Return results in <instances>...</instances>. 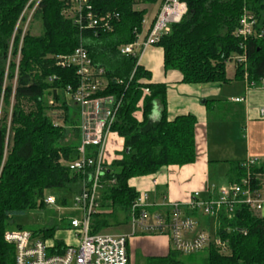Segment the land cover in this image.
<instances>
[{
  "label": "trees",
  "instance_id": "obj_1",
  "mask_svg": "<svg viewBox=\"0 0 264 264\" xmlns=\"http://www.w3.org/2000/svg\"><path fill=\"white\" fill-rule=\"evenodd\" d=\"M30 1L0 0V264H14L15 248L5 242V233L15 216L43 209L47 191L80 192L81 176L60 164L62 159L74 161L79 156L78 113L65 95L67 86H76L78 80L74 69L58 68L54 57L72 54L83 45L93 62L106 71L110 82L105 95L122 99L112 132L124 140V149L105 174L104 180L115 184L101 193V208L106 212L93 217L92 234L131 224L139 193L130 180L153 176L165 167L191 165L197 159V119L188 115L169 121L166 87L145 83L150 73L119 51L142 33L147 11L136 7L163 0H91L97 15L119 14L120 21L109 33L92 29L81 33L63 15L64 2L42 0L33 17L42 24L40 36L18 27ZM183 1L187 15L158 44L164 52L165 70L180 72L185 84L227 83V63L243 55L244 45L247 68L237 66L235 78L243 80L247 72L249 80L259 82L264 77V0ZM245 10L257 19L261 38L243 42L235 37ZM53 76L57 80L49 83ZM51 98L57 107L49 106ZM55 108L63 110L69 130L49 118L48 112ZM156 108L158 119L153 118ZM233 172L232 184L246 176L239 164ZM252 173L264 175V165L254 167ZM254 186L261 188L259 181ZM199 220L210 232L215 227L214 236L228 243L230 255L221 254L214 245L203 251L205 256L171 249L165 257L149 258L147 264H264V218L247 206H239L232 220L225 212L217 220ZM55 233L52 228L34 235L52 239ZM57 245L64 247L61 241Z\"/></svg>",
  "mask_w": 264,
  "mask_h": 264
},
{
  "label": "built area",
  "instance_id": "obj_2",
  "mask_svg": "<svg viewBox=\"0 0 264 264\" xmlns=\"http://www.w3.org/2000/svg\"><path fill=\"white\" fill-rule=\"evenodd\" d=\"M61 1L65 4L63 15L72 20L81 33L90 29L97 32H113L116 23L120 21L117 13L97 15L91 0ZM41 2L42 0H31L25 8L18 24V27L24 25V33L28 30ZM187 13L188 7L183 0H163L146 40L139 43L138 37L135 43L122 46L120 54L135 58L139 65L143 54L150 47L158 46L161 38L169 35L172 26L179 24ZM257 25L255 16L245 10L234 35L243 42L251 38H261L263 33L258 31ZM242 49L243 55H236L233 60L237 66L244 64L246 69V47L242 45ZM54 59L58 68L74 69L78 80L76 86H67L65 95L66 100L76 108L79 117V156L74 161L62 159L60 164L70 172L85 178L79 194L74 199L75 214L67 219L65 231L71 240L63 242L64 247L59 248L57 242L45 239L42 235L35 236L26 230H8L5 233V242L15 248L14 264H130L128 242L137 234L165 235L171 241V249L182 255L203 252L210 245L216 246L221 254L230 255L228 243L212 236L209 230L204 229L199 219L206 217L217 220L220 214L225 212L228 219L232 220L236 217V210L243 205L255 215L264 210V193L261 188L254 186V182H260L264 175L252 173L254 167L261 166L259 158H250L243 162L246 176L240 183L212 188L208 190L205 199L196 192L186 204L172 203L162 207L169 211L151 212L149 195L139 194L132 207L130 235L103 232L92 234L93 217L100 209L101 193L107 186L115 184L114 180H104L111 165L107 162L106 151L122 99L105 95L110 82L106 71L93 62L83 45L72 54L59 55ZM56 80L57 77L53 76L49 77L48 82L54 83ZM244 81L248 90L264 88V77L259 82L251 81L246 72ZM146 93L149 94L150 91L147 89ZM49 106H57L52 98L49 100ZM44 203L47 206H57L54 197L45 198ZM57 208L59 211L63 210L60 206Z\"/></svg>",
  "mask_w": 264,
  "mask_h": 264
},
{
  "label": "crops",
  "instance_id": "obj_3",
  "mask_svg": "<svg viewBox=\"0 0 264 264\" xmlns=\"http://www.w3.org/2000/svg\"><path fill=\"white\" fill-rule=\"evenodd\" d=\"M161 4L162 1L140 7L147 14L139 43L146 40ZM230 62L233 65L227 68V83L191 85L183 83L180 72L165 70L162 48L150 47L141 57L139 66L151 75V79L145 80V83L164 85L167 89L168 120L188 115L197 119V159L194 164L165 167L153 176L135 178L129 182L139 194L149 195L151 212L172 203L186 204L196 192L202 198H207L208 190L218 187L210 179L214 170L226 178L225 185H230L234 165H242L250 158H259L261 165H264V88L248 90L244 79L235 78V61ZM237 99L241 101L237 102ZM153 118H160L159 108L155 109ZM123 149L124 140L112 133L106 151L107 162L112 164ZM260 183L264 193V178L260 179ZM256 216L264 218V210ZM129 229L123 235L132 233L131 224ZM170 250L171 241L165 235L137 234L128 242L130 264L134 263L137 251H142L147 258H153L165 257Z\"/></svg>",
  "mask_w": 264,
  "mask_h": 264
},
{
  "label": "rangeland",
  "instance_id": "obj_4",
  "mask_svg": "<svg viewBox=\"0 0 264 264\" xmlns=\"http://www.w3.org/2000/svg\"><path fill=\"white\" fill-rule=\"evenodd\" d=\"M61 1V0H60ZM142 5H138L136 7V10L141 11L140 7ZM24 25H21V28H23ZM32 35L34 36H40L42 34V24L39 20H36L33 18L29 28H28ZM39 34V35H38ZM232 63L229 62V64L226 66V73L227 68H232ZM29 106H27L28 108ZM57 107V106H56ZM30 108V107H29ZM74 108V107H73ZM75 113V110L73 111ZM1 115V112H0ZM49 118L52 120L54 124H58L62 127H65L66 130L68 129V126L64 123V112L60 108L52 109L48 112ZM78 117V116H77ZM79 119V117H78ZM79 129V124H78ZM121 147V146H119ZM83 178L81 177V184L82 185ZM212 181V184L216 186H224L226 184V178L222 175L221 172H217V170L213 171V175L210 178ZM75 194L71 191L64 189V190H50L47 191L45 194V198L48 197H54L57 200V206H60L63 210H58L57 206H45L43 209H39L36 211H29L25 215H18L13 218L11 221V224L9 226V230H16L18 227H22L24 230L29 232H38L40 230L45 229H52L54 228L56 230L54 238H52V241H61L64 243H67L71 240L68 233H66V224L67 219L71 218L75 214V207H74V199ZM66 202V205H63V203ZM106 212V210H103L101 208L100 203V209L97 214ZM110 212V211H109ZM122 213L119 214L120 220H123V216H121ZM63 222V223H62ZM213 225V224H212ZM129 226H119L114 227L111 229H108L104 231L103 233H110V234H126L129 232ZM215 227H211V234L212 236L215 235ZM206 252H202L201 256H205ZM147 256L143 254L142 251H137V253L134 256V263L133 264H147Z\"/></svg>",
  "mask_w": 264,
  "mask_h": 264
}]
</instances>
